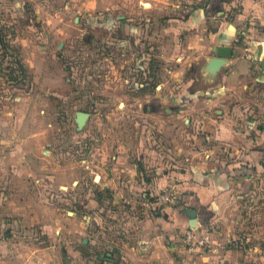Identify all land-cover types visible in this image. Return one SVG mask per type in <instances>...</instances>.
I'll return each mask as SVG.
<instances>
[{"label": "crops", "instance_id": "crops-1", "mask_svg": "<svg viewBox=\"0 0 264 264\" xmlns=\"http://www.w3.org/2000/svg\"><path fill=\"white\" fill-rule=\"evenodd\" d=\"M90 5L81 0L71 10L95 50L120 48L138 68L155 41L175 44L173 55L160 56L164 64L156 62L166 78L153 83L142 72L117 95L161 136L142 126L133 147L97 167L92 194L75 183L72 202H61L71 218L46 233L53 247L18 252L0 239V264H264V0H173L145 9L135 24L111 11L83 20ZM222 46L230 57L209 72ZM2 165L5 197L16 187L4 181ZM165 189L173 204L159 200ZM190 228L216 238L247 233L256 248L187 252L181 237Z\"/></svg>", "mask_w": 264, "mask_h": 264}, {"label": "rangeland", "instance_id": "rangeland-1", "mask_svg": "<svg viewBox=\"0 0 264 264\" xmlns=\"http://www.w3.org/2000/svg\"><path fill=\"white\" fill-rule=\"evenodd\" d=\"M80 1L19 0L21 10L14 0H0V161L4 181L16 187L0 196L4 249L9 242L18 252L53 247L46 233L58 218H71L72 210L61 202H72L75 183L92 194L97 167L133 147L142 126L149 137L161 136L141 115L123 108L117 95L132 89L142 72L153 83L166 78L167 70L156 62L164 64L160 56L173 55L175 44L155 41L146 66L138 68L120 48L107 44L95 50L83 40L88 31L75 28L71 6ZM88 1L89 9H81L83 20L89 13L112 12L132 24L147 14L145 9L173 2ZM79 112L88 115L82 125L76 121Z\"/></svg>", "mask_w": 264, "mask_h": 264}, {"label": "built area", "instance_id": "built-area-1", "mask_svg": "<svg viewBox=\"0 0 264 264\" xmlns=\"http://www.w3.org/2000/svg\"><path fill=\"white\" fill-rule=\"evenodd\" d=\"M159 200L163 203L173 204L175 196L169 189H165L159 196ZM183 247L187 252H206L218 254L229 250H239L249 252L256 248L252 238L247 233L238 235H224L216 238L213 231H200L190 228L185 231L181 237Z\"/></svg>", "mask_w": 264, "mask_h": 264}, {"label": "water", "instance_id": "water-1", "mask_svg": "<svg viewBox=\"0 0 264 264\" xmlns=\"http://www.w3.org/2000/svg\"><path fill=\"white\" fill-rule=\"evenodd\" d=\"M216 57L210 58L207 63V70L209 72H214L216 71L220 66L224 64V58L230 57L231 50L228 47L222 46V47H217L214 49ZM88 115L85 112H79L77 114V123L78 125H82Z\"/></svg>", "mask_w": 264, "mask_h": 264}]
</instances>
